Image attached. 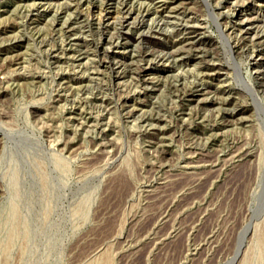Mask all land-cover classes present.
Segmentation results:
<instances>
[{"label":"rangeland","instance_id":"1","mask_svg":"<svg viewBox=\"0 0 264 264\" xmlns=\"http://www.w3.org/2000/svg\"><path fill=\"white\" fill-rule=\"evenodd\" d=\"M147 1L0 0V264H264V1Z\"/></svg>","mask_w":264,"mask_h":264},{"label":"bare ground","instance_id":"2","mask_svg":"<svg viewBox=\"0 0 264 264\" xmlns=\"http://www.w3.org/2000/svg\"><path fill=\"white\" fill-rule=\"evenodd\" d=\"M149 1V0H148ZM147 1V2H148ZM182 1V0H181ZM232 1V0H231ZM250 1V0H249ZM264 1V0H263ZM189 2V1H188ZM204 2H205V5L208 7V9H210L211 10V13H212V15L214 16V19L216 20V21H218V16H219V12L218 13H216V12H214V7H212V6H210V4H209V2H208V0H204ZM243 2L244 1H241V2H234V3H232L231 5H232V7H231V9H230V7H229V11L230 10H232L231 12H233V13H235L236 14V20H234L233 22H232V26H234V27H236L237 29H239V30H242L243 28H244V25H246V24H252L253 22H250L251 21V17H250V20L248 19L249 18V16L248 17H244V15H241V11H242V5H243ZM157 3H159V2H157ZM250 3H251V1H250ZM173 6H174V4H173ZM186 6V5H185ZM156 7L158 8V10L154 13V15H153V13H149L148 11H146L145 12V14H144V10H143V12H140V14H139V16L141 17V24H140V26H138L139 28H141V27H146V28H148V29H150L151 27H158L159 29L160 28H162L160 25L161 24H169V21L166 19V18H168L167 16H165V15H163L164 14V12L165 11H168V12H170V11H175L174 9H172V10H170L169 8H168V6H167V4L165 3V2H160L159 4H157L156 5ZM247 7V6H246ZM212 8V9H211ZM176 11H178V10H176ZM153 12V11H152ZM135 13V11H132L131 9H127V11H126V16H125V20L127 21V25H130V23L132 24V19L134 18V17H136L137 15L136 14H134ZM166 13V12H165ZM176 13V12H175ZM189 13V12H188ZM172 17V16H171ZM187 17V16H186ZM197 17V16H196ZM194 18V17H193ZM227 18V17H226ZM130 19V20H129ZM138 19H140V18H138ZM164 19V20H163ZM188 19V18H187ZM256 21H259V22H264V17H258V18H254ZM121 20V19H120ZM172 20H174V18L173 19H171V21ZM186 20V19H185ZM193 20V19H192ZM178 21V20H177ZM221 21V20H220ZM182 22V21H181ZM197 22H199V21H197ZM218 23V22H217ZM216 23V24H217ZM138 24V23H137ZM188 24H190V23H188ZM193 24H196L195 22L193 23ZM198 24V23H197ZM223 24V23H222ZM225 24V23H224ZM231 24V23H230ZM255 24H256V22H255ZM172 25V24H171ZM174 25V24H173ZM199 25V24H198ZM218 25V28H219V31L221 32V34L224 36L223 38H226L225 40H229L228 38V36L224 33V31H223V29H222V27L219 25V23L217 24ZM136 26V25H135ZM134 26V27H135ZM165 26V25H164ZM175 26V25H174ZM177 26V25H176ZM255 26V25H254ZM254 26H250V25H247V27L245 28V30H244V33L246 34H250V36H251V33L253 32L254 33V31H253V28L252 27H254ZM259 26V25H258ZM257 26V27H258ZM168 28V27H167ZM263 28V27H262ZM262 28H260V29H262ZM171 29H172V26H171ZM164 31V30H163ZM183 31V29L181 30V32ZM166 32V31H165ZM190 32H192V37H193V39H194V37L196 36L197 37V29L196 28H194L192 31H190ZM144 33V32H143ZM181 34V33H180ZM248 34V35H249ZM254 35H256V33H254ZM260 35V34H259ZM175 36H178L177 34H175V35H173V38L175 37ZM244 36V35H243ZM182 37V36H181ZM258 37V36H257ZM264 37V36H263ZM176 38V37H175ZM251 38V37H250ZM249 38V39H250ZM262 38V37H261ZM179 39H180V36H179ZM203 46V45H202ZM228 46V45H227ZM230 46V45H229ZM224 47V46H223ZM229 48V47H228ZM230 49V48H229ZM122 51V50H121ZM231 51V50H230ZM236 63V62H235ZM260 63V62H259ZM237 65V68H238V72H239V75H240V77H241V68H240V65H238V64H236ZM256 65V64H255ZM236 67V66H235ZM244 77V76H243ZM242 80V79H241ZM248 83V82H247ZM248 86V88H250V90H251V93L253 94V96H256L257 95V93H256V91H255V89L253 88V86L252 85H247ZM257 88V87H256ZM256 99V98H255ZM258 99V98H257ZM260 105H262V104H260ZM260 107V106H259ZM262 108V111H264L263 110V107H261ZM261 112V111H260ZM264 116V115H263ZM260 188L256 191V195L255 196H257V194H258V192L260 191V189L261 188H263V186H264V182H263V178H262V180H261V183H260Z\"/></svg>","mask_w":264,"mask_h":264}]
</instances>
